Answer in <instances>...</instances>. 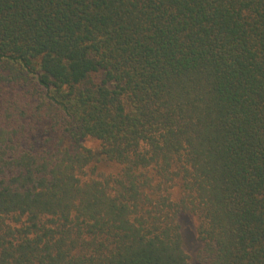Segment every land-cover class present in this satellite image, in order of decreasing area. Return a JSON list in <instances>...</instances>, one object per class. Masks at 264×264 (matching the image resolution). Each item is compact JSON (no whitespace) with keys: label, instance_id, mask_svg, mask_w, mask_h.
<instances>
[{"label":"trees","instance_id":"16d2710c","mask_svg":"<svg viewBox=\"0 0 264 264\" xmlns=\"http://www.w3.org/2000/svg\"><path fill=\"white\" fill-rule=\"evenodd\" d=\"M264 264V0H0V264Z\"/></svg>","mask_w":264,"mask_h":264},{"label":"rangeland","instance_id":"374dc122","mask_svg":"<svg viewBox=\"0 0 264 264\" xmlns=\"http://www.w3.org/2000/svg\"><path fill=\"white\" fill-rule=\"evenodd\" d=\"M180 222L182 225L185 250L192 257V263L198 264L196 254L201 245L196 233L197 221L194 217L185 215L180 219Z\"/></svg>","mask_w":264,"mask_h":264}]
</instances>
